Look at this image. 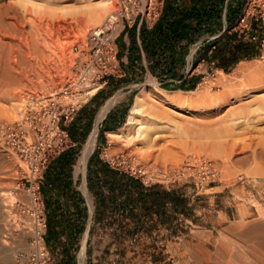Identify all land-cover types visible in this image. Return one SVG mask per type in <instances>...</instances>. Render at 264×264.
I'll return each mask as SVG.
<instances>
[{"label":"rangeland","instance_id":"obj_1","mask_svg":"<svg viewBox=\"0 0 264 264\" xmlns=\"http://www.w3.org/2000/svg\"><path fill=\"white\" fill-rule=\"evenodd\" d=\"M109 1L107 11L100 12V16L98 5ZM114 3L115 0H0V6H11L0 17V20L4 17L0 22V126L15 120L17 103L24 92L49 94L72 79L78 62L86 59L83 54L87 52L89 32L115 9ZM242 14H247L249 22L264 20V0H243ZM236 26L237 22L233 28ZM255 35L258 40L259 33ZM128 39L129 34L126 43ZM260 42L259 57L239 62L227 74L206 60L184 65L180 77L197 78L193 91L176 89L179 86L176 78L169 82L163 77L147 75L136 84L131 92L132 103L143 87L162 89V84H170L173 90L168 91L175 92L165 100L157 94L153 100L158 106V123L164 129L153 139L150 148L136 141L112 142L108 132L106 142L95 151L102 161L113 162L124 172L145 169L146 180L151 185L175 186L185 191L190 210L188 216L184 215L186 223L171 230L169 244L124 245L125 256L117 260L107 257L90 264H249V244L244 235L264 221L261 216L264 214V110L254 111L258 105H264V86L254 89L264 79L254 80L243 89L230 87L234 82L229 85L225 81L231 79L230 74L241 63L264 66V27ZM120 44H123L121 40ZM117 46L120 50L118 41ZM6 57L9 61L4 64ZM5 67L11 72H21L25 79L7 88L1 78ZM221 75L225 79L224 87H218L214 81ZM94 88H89V96ZM158 100L162 103H157ZM169 118L172 120L168 121ZM69 145L68 136L64 151ZM202 161L215 164L217 176L213 181L195 169ZM182 167L194 171H190V176H175V169ZM23 168L19 157L3 148L0 133V200L7 206L4 210L8 220L13 221L0 223L4 225L0 249L10 264H15L16 253L29 249L31 240V218L24 212L29 203L21 192L28 187L22 178ZM3 192L5 195L1 196ZM114 220L108 216V221ZM48 251L55 263L60 264ZM79 264L87 263L81 259Z\"/></svg>","mask_w":264,"mask_h":264},{"label":"crops","instance_id":"obj_2","mask_svg":"<svg viewBox=\"0 0 264 264\" xmlns=\"http://www.w3.org/2000/svg\"><path fill=\"white\" fill-rule=\"evenodd\" d=\"M181 1L186 9L192 6L191 0ZM236 1L225 0L222 17L223 30L226 29V7L229 4L234 5ZM213 2V0H206L204 3L205 6L212 7ZM142 26L144 25L134 27L133 35L130 33L131 29L127 34L118 38V44L121 45L120 50L117 46L119 72L108 77L102 86L92 93L88 101L77 112L74 120L65 128L70 139L69 148L66 150L75 154L71 171L67 174H58V165L53 163L58 158L57 156L50 162L43 174L39 193L44 213L45 216L46 212L49 213L51 224H55L56 230H61V235L55 239V243L59 246L53 250V255L59 261L69 260L68 257L71 255L73 258L70 264H79L81 259L87 264L107 257L117 260L125 256L124 245L169 244L168 238L171 237V230L180 228L182 222L187 221L181 213V202L183 208L188 202L186 192L175 186L160 185L157 189L155 187L149 193L144 194L143 199H134L130 209L117 211L116 220L110 222L108 221L110 212L102 206L107 202L108 196V191L102 185L103 177L100 174L88 172V163L92 157H98L95 149H99L106 142V134L120 128L119 126L125 123L132 103L131 92L137 86L136 84L145 79L147 75L163 77L157 71V57H153L150 51L143 50L139 37ZM145 28L149 35L152 27L145 26ZM128 34L129 39L126 43L125 38ZM218 35L207 34L196 39L189 46L182 63L177 66V75L165 81L174 82L176 78L179 80L178 85L196 84V77L192 75L188 78L185 75L180 77V70L184 65L192 66L195 62L204 61L202 51L205 44ZM120 40L123 44H120ZM210 53L211 48L207 51V55ZM113 99H115L114 104L104 112L107 104ZM93 133H95V142L92 151L87 160L81 162L82 153ZM79 154L80 157H78ZM123 198L120 197V199ZM176 202L177 205H174ZM72 230L79 231L75 235ZM46 232L47 227L44 235L45 245ZM69 244L73 248L68 249L67 255H64V246ZM101 245L102 248H100ZM97 249H100V252L97 253ZM97 254L99 256H96Z\"/></svg>","mask_w":264,"mask_h":264},{"label":"built area","instance_id":"obj_3","mask_svg":"<svg viewBox=\"0 0 264 264\" xmlns=\"http://www.w3.org/2000/svg\"><path fill=\"white\" fill-rule=\"evenodd\" d=\"M163 5L164 0H115V9L106 15L100 26L89 32L87 52L83 54L86 59L78 62L72 79L49 94L24 92L18 103L15 120L1 124L2 146L19 157L24 166L21 170L22 178L28 184L21 192L29 203L24 212L31 218V240L28 250L16 253L15 264H56L44 243L47 221L39 193L43 174L50 162L66 148L68 135L65 128L90 98L87 94L89 87L98 86L99 89L108 77L119 72L118 38L134 27H153L162 13ZM260 22L264 27V20ZM251 23L247 14H241L237 26L231 31L248 38L251 34ZM215 38L217 36L212 40ZM213 48L211 46V50ZM107 164L124 172L115 167L113 162ZM195 169L211 181L217 176V168L210 161L198 163ZM192 170L194 171L189 167L177 168L174 175L190 176ZM127 174L139 179L143 185L151 186L150 180H146L145 171L137 170Z\"/></svg>","mask_w":264,"mask_h":264},{"label":"trees","instance_id":"obj_4","mask_svg":"<svg viewBox=\"0 0 264 264\" xmlns=\"http://www.w3.org/2000/svg\"><path fill=\"white\" fill-rule=\"evenodd\" d=\"M192 6L186 9L181 0H164L162 13L149 35L145 26L140 29V41L145 52L150 51L153 57H157L156 66L158 73L166 79H172L177 75V66L182 63L188 52L189 46L198 38L207 34H220L219 37L208 41L205 44L202 55L204 59L223 70L226 74L241 61L251 60L260 56V40L263 35V27L258 21L251 23V34L247 38L245 35H239L237 32H231L239 16L243 11V0H237L234 5L226 7L225 23L226 29L223 30V11L225 9V0H213L212 7L205 6L206 0H191ZM210 1V0H207ZM259 25V28H257ZM134 29L130 33L133 35ZM229 32V33H228ZM259 33L258 40H252ZM132 43L133 39L131 38ZM213 46L211 53L207 51ZM170 84H162V90H173ZM176 89L182 91H193L195 83L179 85ZM171 92V91H170ZM121 127V126H119ZM75 154L69 150L63 151L53 162L58 165V174L69 173L75 161ZM52 163V164H53ZM90 166V167H89ZM88 172L100 174L103 177L102 185L108 191L107 202L103 203L109 212V217L116 220L115 215L121 209H130L133 200L142 198L144 194L160 185L144 186L141 181L127 173L111 168L106 162L100 160L97 156L92 157L88 163ZM120 197H124L120 199ZM177 205V202L174 204ZM188 206L183 208L181 202V213L188 216ZM130 216V214H128ZM47 216V232L45 242L48 249L53 253L59 244L55 239L61 235V230L55 229V224L49 221ZM79 230H72L77 235ZM63 254L67 255L68 249L72 245L64 246ZM73 256L69 260L62 259L61 263L70 264Z\"/></svg>","mask_w":264,"mask_h":264},{"label":"bare ground","instance_id":"obj_5","mask_svg":"<svg viewBox=\"0 0 264 264\" xmlns=\"http://www.w3.org/2000/svg\"><path fill=\"white\" fill-rule=\"evenodd\" d=\"M110 2L111 1L101 2L98 5L99 14H100V12L104 13V11L106 10V8L110 4ZM6 8H11V6L10 5L0 6V17L7 14V13H5L7 10ZM98 9H96V10H98ZM97 12L98 11H96L95 14ZM99 14L97 13L95 16L98 17ZM15 15L16 14L14 13V16ZM100 16H101V14H100ZM3 19H4V17L1 20H3ZM1 20H0V22H1ZM4 25H7V24L4 23ZM63 27L64 26H62L60 28L63 29ZM49 28H54V27L51 26ZM0 30H1V26H0ZM9 56H7V57H9ZM7 57H6V59H3L4 64L7 63L6 62L8 60ZM263 68H264V66L262 68H258L255 66L251 67L250 65H247L245 63H241L234 70V73L230 74V76H231L230 80H229V78H226L228 81L227 80L225 81L223 75H221V76H218L214 81H216V84L218 87L219 86L224 87V81H225V82H228L229 85L232 84V82H234L230 87H233V86L236 87L237 86L238 89H243V88H246L249 85V83L254 81V80L264 79V69ZM3 70L4 71H2L1 78L4 79L5 86L7 88L10 85H14L16 83L21 82L22 79L24 78L21 72H11L6 67ZM242 78H244L245 81L242 80ZM229 82H231V83H229ZM236 82L238 85H234ZM225 84H227V83H225ZM263 86H264V83H260V84L256 85L254 87V89L256 90V89H259ZM89 88H91V87H89ZM92 88H94V87H92ZM97 90L98 89L95 87L91 91V94ZM89 91H90V89L87 92L88 95H90ZM174 93L175 92L165 91V90H162V89L157 88V87H152V89H148L146 87H143L136 94V96L134 98L133 104H132L131 109H130L129 117H128V120L125 123V125L115 132H109L108 133L110 140L112 142L128 141L131 143H134L136 141V142L143 144L147 148H150L153 139L157 138L158 133L162 129H164L158 123V119L160 118L159 114L157 113L158 112L157 111L158 106L156 104H154L153 100L156 98L157 94H159V96H160L159 98H161L162 100H165L166 97H169ZM190 93L195 94L194 92H190ZM262 99L264 102V98H262ZM162 100H160V101L158 100L159 102L157 101V103H162ZM114 102H115V99L110 101L107 104L106 108L104 109V112H106L114 104ZM18 103H19V101H18ZM18 103H17V105H18ZM18 108H19V106H17V109ZM259 110L260 111L264 110V105H263V107L258 105V107H256V109L254 111L258 112ZM16 112H17V110H16ZM171 120L172 119L169 118L168 121H171ZM232 123H233V121H232ZM94 142H95V133H93L89 138L88 144L86 145L84 152L82 153L81 162H84L87 160L88 156L90 155V153L92 151ZM143 171L146 172L145 169ZM2 194L3 195H1V196L5 195L4 192ZM5 207H7V206L4 205L3 201L0 200V223L4 222V221L13 222L12 219L8 220L9 216L6 214L7 210L6 209L4 210ZM261 216L263 217L264 214L263 215L261 214ZM3 229H4V225H0V238L2 236ZM241 235H243V234H241ZM241 235H240V237H241ZM244 236H246V241L249 244L248 245V250H249L248 253L250 255L249 264H264V221H263V223L260 222L259 224H256V226H254L253 228L248 230ZM0 243L2 245V242H0ZM0 264H10L8 256L3 251H1V249H0Z\"/></svg>","mask_w":264,"mask_h":264}]
</instances>
